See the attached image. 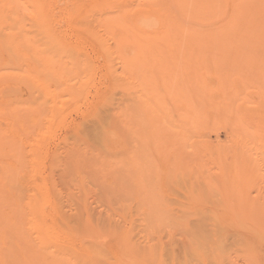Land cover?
I'll return each instance as SVG.
<instances>
[{
    "label": "rangeland",
    "instance_id": "rangeland-1",
    "mask_svg": "<svg viewBox=\"0 0 264 264\" xmlns=\"http://www.w3.org/2000/svg\"><path fill=\"white\" fill-rule=\"evenodd\" d=\"M108 1H110V0H57L58 6L56 9V14H55L56 18L53 20V24L59 30V36L61 38V41L67 47L69 46V47H72L74 49L79 47L83 54L85 53L88 55V57L92 63H79L78 67H77V72L74 73L73 75H69L68 78L66 77V74L61 75V77L65 80L62 82L64 86H62L61 88L68 86V85H70V86L74 85L73 91L72 90H66V92H65L66 95L62 98L64 100V102L62 104H59L60 105L59 110H61V112L58 116H56V119L51 120V118H49V120H47V122H45V124L42 127H40L39 131H41V132H39L38 134H35V135L31 136L30 138H28L27 141L24 143V145H22L25 148L24 150L25 151L27 150V152H25V158H27L29 160L33 157L32 152H31L32 151L31 147H33L35 145L37 146V148L35 150L42 155V156L38 157L39 160H41V164L38 163V165L41 166V167L38 166V168H37L38 174L39 175L41 174V177L44 176V178L47 179L48 183H50L49 185L51 187H53V188L56 187L55 191L57 192L56 194L58 196L64 195V197L63 196L62 197L64 199H66V197L72 193L75 196V199H74V196H72L70 199H74L73 200L74 202H78L79 205H77V206L80 207L79 199L77 200L76 197H79V196H77V194L78 195H79V193L81 194L80 199L82 198V200H80V201H82L81 202L82 209L80 208L75 212H76V214L79 211H81V213H82L81 216H80L81 213L78 214V217H83L82 221L79 220L82 225L79 224L77 219L76 220H77V223L80 225L79 227L82 228L81 231L83 232L84 235L82 234V237L80 236V234H81L80 228L75 226L77 223H76L75 219L73 217H70V216H69L71 218L70 220L75 221V222L73 221L74 222L73 226H75L76 229L79 228L78 231H80V232L71 230V229H73L72 225H62V227H61V225H55L54 230L57 232L60 231L59 233L61 235L64 234L63 236L58 235L61 240L58 239L59 237L58 238L57 237L47 238L46 236H49L50 232H46V230L42 229L39 225H29V226L28 225H22L23 227H21L19 225L18 226L17 225H11V227H10V225H7L8 230H9L8 234L11 233L12 230H10V229H12V228H14L13 232H14V230H15V232L20 231L21 229L23 230V232L21 231L22 236L20 234V236L22 238L17 236L18 234L13 233V232H12L10 237L8 235V239L11 240V241H8L9 253L12 254V252H10L12 250L17 251L16 252L17 255H15L16 259H14L15 261H13L14 264H19V263L21 264L22 260H25V261H23L22 264H28V263H30L29 259H31L32 257H33L32 261H34V262L30 263V264H39V263L41 264V261H43L42 263L45 264L44 260L46 261V264H49V263L53 264V262L55 263L57 261L55 260L53 262H50V260H52V259L49 257L50 255L47 258L48 254L46 251L45 252L47 255H44V257H46V259H44V257L41 256V255H43L42 253H43L44 249L45 250H47V249L51 250V248H53L51 250V253H55L58 256L59 253L62 252V250L60 249L62 247H64V248H62L63 252H64L62 254H64V255L61 254L58 257L68 256V257H64V258H66V259L68 258L69 261L72 262L71 264H78V263L80 264V262L82 260L84 262L86 261V263L81 262L83 264H92L95 261L97 263V260L99 261V264H121V262L123 264H124V262H125V264H127V263L132 264L136 260L138 261V264L139 263L140 264H147V262L151 263L152 260L155 261V258H158L157 260L160 261L161 264H169L168 260H166V259H170V256L167 257L165 255H169V254L172 255L174 251L178 252L180 249L179 245H177L178 244L177 242H179L178 241L179 235L176 234V235H178V237L175 235V239H174L173 234L170 232V230H168L170 227L169 225H168V229H167L166 225L164 226L165 228L163 227L166 231L160 225H152V226L149 225L150 227L148 228V233L152 232L153 237H156L158 241H156V238H153V237L152 238L155 241H153V239L151 240L150 238H148V236L149 237L151 236L148 233H147L148 235L146 234L147 236H145V233H144L145 231H142L143 233L140 232V233H142V235L140 233L138 234L139 229H143L144 227H145L144 229L147 228L146 225L145 226L143 225L144 226L143 228H142V225H120V226L119 225H111V226L109 225V223H112V219H113V217H112V219H110L108 217L109 209L110 210H112V209L117 210V209L121 208L120 207L121 205L126 204L127 202L128 203H137L139 198L144 197L143 196L144 193H143V191L140 192V189L141 188L145 189L144 186L146 185V183H148V185L146 186V189L148 187H150V185L152 184L150 182L152 176H154V178H155L154 180L157 181L156 183H154L155 181L153 180L154 181L153 184L155 185V187L156 186L160 187L159 188L160 192L157 191L158 188L156 187L157 190H155V191L157 193H155L154 189H152V190L148 191V195H146V196L148 198H151L152 200H150V201H152V203H153L154 202L153 197L151 194H150L151 195V197H150L149 193L154 192L155 193L154 195L158 194L157 197H159V199H161L162 198L161 196H163V199L166 201V203L170 204L172 207H174V208H172L170 205H167L165 203V201L164 202L162 201L164 205H162L160 203L162 205V207L159 208V209H161V213H160L161 215L164 212V210L167 209L166 211H171L170 214L172 213L171 215H173V213H174V216L177 218V216H176L177 214H179L181 211L186 210L189 207V206L186 207L185 203H187V205H190L189 202L192 201L191 200V194H193L195 196L198 195V197L200 196L201 198H204V200H206V198H207V197L203 196V195H205V192L202 195H200L198 193L195 194L196 191H195L194 187L198 184V182L203 184L201 181H197L198 179L195 178L196 179L195 180L196 185L194 186V184H193L194 182H190L189 178H187L186 181H185L184 177L182 178V176H179V175H178L179 177H177V178H173V179L169 178V173H171V171H170V168H171L170 167L171 166L170 161L171 160L164 162L165 158L163 156H162V158L158 159L157 160L158 162L157 161L156 162L159 164H157V163H156L157 165L155 164V166L159 167V169L161 170L160 171L157 168L159 170L158 173H157L156 168H155L156 170H154V168H152L153 165L151 167H150V165H148L150 162V156H152V155L155 156V154H154L155 151L152 149H151L152 150L151 151L150 148H152V145H153V149H154V147L157 145L156 143L159 142V141H157L156 143L154 142L156 140V138L154 141H151V139H152L151 138V135H152V132H151L152 127L151 126L154 125V127H153L154 128L153 129L154 130L153 131L154 136L152 135L153 139L155 136L157 137L156 133L158 135L160 134L164 140L171 142L173 144V146L175 147V150L179 151V149H178L179 146H182L181 149L184 150V151H182L183 156H186V157H188L189 155L192 156L193 155L192 149L191 148L186 149L184 147V143L187 140L183 139L182 137H184V133H186L187 134L186 137H189V138H191V140H193L196 135H192V133L187 132V131L176 132L177 129H175V127L179 126L178 124H179L180 119H178V118H179L180 114L178 115V113L176 114L174 111L179 112V106L177 104L179 102V100H178V102H176L177 101L176 96L184 98L187 95H191L190 87H198L201 85H207L206 88L209 91V95H208L209 99H208V102L206 104L204 102V105H206V107L204 106L205 107V108L203 107L204 111L203 112L201 111L203 113V115L207 112L208 113H207V115L205 114L203 117L201 116L200 123L204 122V123H202L204 126H205V123H207L206 125L209 126V128H210L209 138H210V140L213 141V142H211V144L213 143L216 146H221V145H217V144L221 143L222 141H223L222 143H224V142H227V144L232 143L231 141H233L232 140L233 136L229 133V131L232 130V129H230V127L232 128L234 126V125L232 126V119H234L233 123H235V124H236V122L237 123L239 122V121L235 122V120H240L241 122H245L242 125L241 129L239 130V135L242 134V136H248V134H251L255 137V135L252 133V131L249 132L250 129H252L249 114L251 112H254V111H260L261 113L264 114V0H175L174 6L172 7V5H168V8H167V12H168V15H169L170 21H171V26H169V29H166L167 35H166L165 42L162 43L164 35H160L159 33L154 34L151 37L154 39L153 42H150V43L148 42V44L146 45V47L143 50L144 52H146L148 54L147 56H149V57L153 56L156 58H159L160 51H161V54L165 57V62L169 63V64L162 66V68H154V69L151 68V65L147 66L148 67L147 69H145L144 66H143L144 68L142 67L143 69L140 67L142 70L140 71L139 75L137 74L138 75L137 78H136V76H134V79H129V77H127V76H126V78H124V76L127 74L124 73V75H123V73H120L122 71V69H121L122 63H119L118 60H116L115 63H105L104 54L101 53L100 51H98V47L96 45L89 43L86 33L83 32V30H82V24H83V20H84V18H83V6H81L82 8L80 9V11L76 12L75 15L73 14L74 8L78 4L90 3L91 5L102 4V6H103V4L107 3ZM135 1H143V0H135ZM145 1H151V0H145ZM60 7L65 8V10L62 13V16H60V18L58 19L57 16L60 15V11H59ZM15 11H16V15L19 19V22L20 23L22 22L24 24L25 28H29L30 22L32 21L33 18H31L27 14V11L24 8L17 7V8H15ZM110 40L112 43H114L113 38H111ZM66 62L67 63H60V64L59 63H38L36 66L37 68L35 69L38 71H34V72H31V71L25 72L24 67H23L24 63H0V143H3V142L5 143L6 141L11 142L12 141L11 134L13 133V140L15 141L14 143L18 147H20V143H21L19 141V135L21 132L20 124L23 120L22 119L23 114L20 110V101H21L22 94L20 93L18 86H20L21 81H23L25 79L24 75L26 74L27 78L37 79V78L41 77L47 81L54 82L52 80V77H51L52 72L47 71L46 69H49L50 67L61 65L65 68V70H70L75 65V63H71L70 58H67ZM31 65H33V64L31 63ZM139 65H136V67ZM111 66L112 67L115 66L114 70H116L120 74L117 77L120 80H122L121 82L118 79L116 80L117 77L114 78L116 82L119 81L121 83L120 86H117L118 85L117 83H119V82H117L116 83L117 85H116L112 81V78L110 76ZM135 71H136V69H135ZM117 72H116V74H118ZM163 75H166L168 77V79H167V77H165L166 78L165 79L163 77ZM128 80H130V81H128ZM114 85H116V86H114ZM54 88L55 87L52 86V89H54ZM152 90L153 91L156 90V92L158 93L156 96V99L158 100L159 103L164 105V107H162V110H160V111L166 113V111H168V109L170 108L171 109L170 113L172 111L171 114L174 113V115L177 118L174 115L173 116L168 115L169 111L166 114L163 113L165 115V117H164V115L160 114V112L154 113L155 115L152 112H150V113L148 112V107H147L148 106V99H149V103H150L152 100V96H151ZM131 93H132V95H131L132 97L130 98ZM179 97H178V99H179ZM132 98H133V101H132ZM191 100L195 101V98L191 97ZM126 102H128L129 104ZM126 104H128L129 107L131 106V108L134 106L131 109V111L133 110L132 112L134 114L132 116V118L134 117L133 118L134 120L132 119L133 122L136 121L135 120V118H136V119L145 123V127H144V125H142V123H140V121H136V123L134 124L135 133H134V131H132L133 134H135V135L129 134L132 132H128L127 131L128 129L126 130V134L128 132V134H127L128 136L131 135V136L135 137V138H131V140L133 139L132 141L133 142L135 141L136 144H134L132 141H129L128 140L129 138L125 139V137H127L126 134H124L125 136L123 135L124 138L120 137L121 136V135L119 136L120 132H118L119 134L116 135V137H114L111 142H108L109 143V146H108L109 151H103V150L97 149L98 147L93 146L92 148L95 147L96 150L94 148L90 152L89 149L88 150L84 149V151H83V149L82 150L80 149L78 151L79 152L78 156L73 155L72 157H69L70 153H67V147L69 145H73V144L78 146L79 141L81 140V137L83 140L85 139V137H83L84 135L82 136V134H83L82 130H84V128L87 129L85 124L88 125V122H90V121L92 123L93 118H96L98 120L97 114H95L96 112L98 113L101 110L103 111V109H106L105 111L108 110L109 117H110V119L112 118V120H111L110 124L109 123H107V124L111 125L110 129L112 131L116 132V130L126 129L125 125L122 126V124H120V122L116 119L118 112L122 108L120 106H122V105L124 106ZM124 108H126V107L124 106ZM164 108L166 109V111H164ZM237 108H238V110H237ZM149 111H151V110L149 109ZM205 111H207V112H205ZM246 112H248V113L246 114ZM158 113H159V115H158ZM153 115L155 116V119L157 121L156 126H155L156 121H154ZM161 115L163 117H161ZM113 117L115 118L114 120H113ZM207 117H209V119H207V121H206L205 119ZM96 119H94L93 121H95ZM172 119H174V120H172ZM176 119L178 120V122H176L177 121ZM159 120H160V122H159ZM170 120L173 121L172 123H175L174 126L172 124L170 125V123H171ZM219 121H223V123L220 124ZM148 122H150V124H152V125L150 126V124H147ZM82 125L83 126L85 125V127L83 128ZM88 126H90V125H88ZM150 129H151V131H150ZM211 130H212V132H211ZM122 132H124V130ZM122 132H121V134H122ZM204 132L205 133L203 136H205L207 134L206 131H204ZM261 135H262V133H261ZM125 140L126 141L128 140L129 141L128 145L130 144L129 147H132V149L127 148L128 150L130 149L131 151H133V149H134L133 146H135V145H136V150H137L135 153V157H134L135 161L133 162V164H135V168L133 167V169H132L133 170V172L131 174L132 177L128 178L129 173H126L124 171L126 169V167L124 169V166H126V164L124 166L123 165L120 166V169L118 168L119 164H118L117 168H115L117 163H115L116 165L114 164V168H113V165H109V166H111L110 168H112L113 170L116 169L115 172H117L119 170L121 171V169L123 167L124 170L122 169L123 172L122 171L121 172L123 173V175L126 173L127 176H124V177L121 176L122 174L119 171L120 177H121L120 179H122V177H123V182H124L125 181L124 178H126L128 183H126V181L124 183L120 182L122 180H120L119 178L118 179L120 181L119 180L117 181L118 176H116V175H119V173H116L115 175L111 174L112 169H110L108 165L107 166L109 169H106L104 167L106 165L101 167V165H103V164L100 161H98V163L95 162V163H97V165H94V166L92 165V166H93L94 170L98 168L97 172L98 171L101 172L100 176L101 177L103 176V178L105 177L103 179L105 181L102 182L101 177L100 176L97 177V175L99 173L97 174L96 170L94 171L95 173L93 172L94 174L92 173L94 176V178H93L92 174L90 173L93 171L92 170L93 168H91L92 167L91 164L94 163V160L95 161L97 160V157H101V156H99L100 154L98 155V152L99 151H101V153L104 152L102 154L103 155L102 158L106 154H108L107 152L111 153V156L108 155L110 158L111 157L114 158L115 156L118 158L117 154L119 152H121V153L118 155H121L122 153L124 154V152H125V151H123L126 149V145H127V142H125ZM218 141H219V143H218ZM150 142H152V143L154 142L155 146H154V143L150 145ZM131 145H133V146H131ZM215 145H213V146L216 147ZM252 145H255V149H252ZM227 146H229V145H227ZM246 146L247 147H245L244 150H246L247 152H250V151L254 152L258 149V151H257L258 155H261L262 160H263V165H264V133L261 137L258 138L256 136V138L249 141ZM88 148H90V147H88ZM92 148H90V149H92ZM80 151L84 152L85 154H83ZM28 152H30V153L28 154ZM113 152L115 154H113ZM128 152L129 151L125 152V154H127V156H128ZM209 153L210 152H206L207 155L204 154V157L206 155V160H207V157L210 156ZM94 156H96V157H94ZM90 157H92L93 159H90ZM121 157H123V156H121ZM125 157H126V155H125ZM94 158H96V159H94ZM25 160H24V162H25ZM29 160H27V161H29ZM70 160L74 161L72 163V165H74V163H76L75 165L77 166V167L75 165L72 166L73 170L70 169L71 165L67 164V162H69ZM91 160H93V162ZM165 160H167V159H165ZM226 160H227L226 164L228 165V168L231 169L233 162H232V158H231L230 154L227 156ZM185 161H187V160H185ZM188 162H190V164H188V165L192 169H194V167H200V166H196V163H198V162L193 161V159H192V161H188ZM207 162H208V160H207ZM17 163L19 164V162H17ZM203 163H205V162H203ZM25 164H28V165L26 166V168H27L26 170L23 167V174H24V172H26L25 173L26 176H24V178L27 177V179L30 180L29 177L32 174L31 171L33 170L32 169L33 167L30 166L29 162L28 163L25 162L24 165ZM106 164H111V163L107 162ZM67 165H70L69 166L70 168ZM235 165L236 164L233 165L234 168H235ZM243 165L245 166V164H243ZM66 166L70 170H68L66 168ZM127 166H129V165H127ZM204 166H206V168H212L213 170H210V171H212L213 173H215L217 170V167L215 168L214 167L215 165L212 166L211 162H209L208 164L205 163ZM28 167H29V169H28ZM130 167H132V166H130ZM148 167L152 168V172H150V168H148ZM168 167H170V168H168ZM218 168L220 169L219 166H218ZM85 169H86V171H84ZM134 169H135V171H134ZM148 169H149V172H147V174H149V176H146L147 174H145L146 173L145 170L148 171ZM214 169H215V171H214ZM29 170H30V172H29ZM74 170H75V172H74ZM81 170H83V172ZM128 171L130 172L131 170L129 169ZM163 171L167 172V173L162 174ZM70 172L71 173L73 172V173L69 174ZM78 172H80V173H78ZM102 172L107 173V175H104V173H102ZM155 172L157 173V176H155L156 175ZM217 172H218V170H217ZM20 173L21 172H20L19 166H14L11 164L5 165L3 158H1L0 179H4L5 181L8 182V184H4V188L0 190V193H2V194L7 193L10 185L17 182V180H20V178H19ZM139 173H142V174H139ZM78 174H80V175H78ZM82 174H84L87 177L84 178V175H82ZM95 174H97V175L95 176ZM81 175L84 179L81 177ZM165 175H167V177H168L167 179H166ZM88 176L90 179L88 178ZM113 176H115L116 179H112ZM133 176L135 177L134 179H133ZM139 176H140V178L142 177L146 181H148V178H149V181L145 183L143 180H141L142 178L141 179L139 178ZM72 177L73 178L76 177V179H77V180L75 179L76 182L79 181L80 190L78 189V187H76V186H75L76 188L74 187V185H78V183L74 184V185L71 184V182L76 183L74 181V179H72ZM95 177L98 179L95 180ZM36 178H40V176L36 177ZM53 178H55V179H53ZM78 178L79 179L81 178L83 181L81 179L78 180ZM137 178H139V179H137ZM185 178H186V176H185ZM254 178H255L254 179L255 181L253 182V184L248 185V190H250L249 193H251V195L258 194L259 195L258 199L260 201H264V177L255 176ZM27 179H24L25 180L24 183L26 185H32V181H27ZM99 179L102 182V186H103L104 190L108 187V185H110L111 187L115 186L116 187L115 190H119L120 188L117 187L116 185L120 186L122 184L121 188H124V191H126V192H124L125 193L124 194L123 192H121L123 190L120 189L118 193H120V194L122 193L121 195L124 197L125 200L122 199V196L120 194H118L117 191H115L113 189V187H112V189L114 190V193L116 192L118 195H116V194H114V196L111 194L110 195L113 196L115 199L117 198V200L119 202L117 200H115L114 198H111L109 194L108 195L106 194L109 192H105L103 190V188L100 189L102 186L100 188H98V186L101 185V182H99L100 185L97 183V181H99ZM135 179H137V180H135ZM39 180L40 179H38V181ZM53 180H55L54 183H53ZM93 180L95 182H93ZM113 180H115V181H113ZM128 180L130 182L131 181L132 182L129 183ZM89 181L93 182L92 184H93V186L95 185V189H96L97 185L94 183L98 184L97 189H96L97 193H98L99 189L103 190V192H105V194H103V195L109 196V199L111 198L110 200L113 199V201L115 200L116 202L111 201V203H110V201L108 202L109 199L107 198L108 199L107 202L102 203L103 205L101 204L102 206L105 205V207H107V209L106 208L103 209V207L100 206V204L98 207L97 206L98 204L95 201V199H97V201L99 200L98 203L102 202V199H101L103 196L102 191L101 192L99 191L100 192L99 195L100 196L102 195L101 197H98L97 195L94 196V194H96V190H94L95 191V193H94L93 192L94 188L92 187V185H89L86 183ZM137 181H138V183H140V181H141V183H142L141 185L143 187H141L140 184H137L138 186L140 185V187L138 188V186L136 185ZM191 181H194V180L191 179ZM69 182H70V184H69ZM81 182L86 183V185L83 183L85 185V188L83 187L84 185H82ZM111 182H113V184ZM185 182H186V184H185ZM28 183H30V184H28ZM125 183H126L127 187L124 186ZM157 183H159V184L161 183V185H159ZM170 183H171L172 188L170 187ZM182 183H184L185 185ZM103 184H107L106 185L107 187H104L105 185H103ZM143 184H145V185H143ZM153 184H152V187H150L149 189L153 188ZM162 184H164V185H162ZM87 185L89 187H87ZM180 185H181V187H180ZM192 185H193L194 189L192 188ZM90 186L92 187V190H91L92 193L90 192V189H91ZM164 186L165 187L167 186V188H165ZM173 186H174V188H173ZM184 186H186L189 191ZM62 187H63V190H62ZM86 187L89 188V191ZM57 188H59V189H57ZM66 188L68 190H70L71 192L70 191L67 192ZM128 188H130L129 190H131L133 192H135V189H136L137 193H139V194L137 195L136 192L134 194L130 192L131 195L130 194H128L129 196L126 195ZM184 188L187 191H185ZM109 189L111 190V188H108V190ZM168 189H169V191L166 192ZM57 190L58 191L60 190L59 191L60 194L61 193H64V194H62V195L58 194L59 192ZM113 190H111V191L113 192ZM78 191H80V192H78ZM88 192H89V194H88ZM112 192H110V193H112ZM162 192H163V194H162ZM165 192H166V194H165ZM67 193H69V194H67ZM184 194H185L186 198H184ZM115 195L117 197H115ZM132 195L133 196L135 195V196L133 197ZM58 196H56V198H55V195H54V199H56V202H57V199L61 203H63V201H64V203H65V204L63 203L64 205H62L58 202L60 204V206H62V208L67 209V206L70 207L71 204L73 205V203L71 202L72 200H67V203H66L65 202L66 200L63 199V201H62L61 197L59 199ZM89 196H92V197L89 198ZM131 196H132V198H131ZM87 197L89 200L87 199ZM95 197H98V198H95ZM125 197H127V198H125ZM188 197H190V198H188ZM104 198L105 197H103V199ZM118 198H121L122 200H120ZM90 199H93L94 202ZM159 199L157 198L156 202H158L157 200H159ZM185 199H187V201ZM189 199L191 201H188ZM87 200H88V202H90V201L93 202L91 205V211L90 212L87 210V209L90 210V204L87 205ZM130 200H134V201L132 202ZM208 200L209 199L207 198V201ZM183 202H184L185 206H184ZM68 203H69V205H67ZM107 203H108V205H107ZM109 203L111 205H113V203H114L115 206L114 205L111 206ZM176 203H179V205L178 204L176 205ZM202 203H195L194 204L195 208H193V209L189 208V210H195L196 208L200 207ZM74 205H73V207H74ZM86 205H87V208H86ZM95 205L97 206V208L92 207ZM155 205H157V204H155ZM77 206H75V207H77ZM168 206H170V208ZM176 206H178V208H176ZM75 207H74V209H75ZM113 207H115V208H113ZM155 207H157V206H155ZM203 207L205 208V205H202L200 207V209L201 208L203 209ZM71 208H72V206H71ZM94 208H96V209H94ZM72 209L68 208L67 210L69 213H72V212L75 213L74 209L73 210ZM100 209H102L103 211ZM177 209H178V211H177ZM98 210L102 211V213H104V215L102 213L101 214L103 216H101V214L98 215L100 212V211L98 212ZM174 210L176 212H174ZM106 212H108V213H106ZM90 213H91V215H93V214L95 215L92 217V220L94 223H97V222H99L100 224L101 223H103V224L107 223L108 226L105 225V227L107 229H105L103 227L104 225L103 226L102 225L96 226L98 228V232L101 231V232H103V234H105L106 232L108 234V232H109V235L107 236V238L109 236L110 237L108 239L106 238L107 241H105V238H104L106 235L104 236L102 233H100V232L98 233L97 230H94L95 227L91 228V225H88V227H87V225L85 227L83 226V224L86 223V215L90 214ZM167 213H165V214H167ZM76 214H74V215H76ZM174 216H171V217L175 218ZM67 217H68V214H67ZM78 217H76V218H78ZM101 217L103 220H105L104 217L106 218V220L109 218L110 221H108L109 220L108 219L107 220L108 222H106V220L104 222H102L99 220V218H101ZM114 217L116 218V216H114ZM168 217H170V216L168 215ZM96 220H97V222H96ZM63 226L65 228H63ZM67 226L69 228H71V227L72 228L67 229L68 228ZM99 226H100V229H99ZM115 226H116L117 231H114ZM118 226L121 227V230L119 229ZM135 226H137V227L139 226V227L137 228ZM140 226H141V228H140ZM257 226L258 227L246 226V227L239 229V231L243 235L246 236V237H244L246 239V242H250V243L252 241L258 242V244L256 245L257 251H255V252L245 253L246 250L244 249V247L241 244L245 240L241 239L240 241L236 242L234 240L233 236H231L232 237L231 239L229 238L227 240L228 243L226 244V247L232 256V259H236L238 261V264H245L241 260L242 258H245V257L250 259V260L252 258H255L256 264H264V237H263L264 225H257ZM85 228H86V230L91 231L93 233L92 236L90 235L91 232H90V234H88L89 233L88 231H87L88 233H84ZM90 228H91V230H90ZM125 228H127L129 231H126V230H125L126 232L124 230L122 231V229H125ZM133 228H136V229H133ZM76 229H74V230H76ZM132 229L135 231L137 230V231L135 232ZM111 230H112V232H114L113 233L114 238L110 235ZM33 231L35 233H37L38 236H36V234L33 233V235L31 234V236H32V238H31V236H29L30 234L28 235V233L29 232L32 233ZM118 231H120V233ZM139 231H141V230H139ZM76 232H77V236H78L77 238H75ZM115 232H117V235H118L117 238L115 236L116 235ZM121 232L122 233L124 232L123 236H122ZM128 232H130V234ZM163 232L166 233V235H164ZM127 233L129 235H126ZM132 233H135V234H132ZM169 233H171L173 236V237H171V234H170V240L171 241L173 238L172 242L169 240L171 243L168 241V238H169L168 234ZM235 233H237V232H235ZM99 234H101L102 237L104 238V239H101V240H103L102 242H100L102 244H100L98 242L99 239L102 238V237H100L101 235L99 236ZM120 234H121V237H120ZM135 235H136V237H135ZM15 236L18 237V239H17L18 241L20 240L19 238H21V240L18 242L16 240ZM51 236H56V235H51ZM98 236L100 238H98ZM127 236H129V238H128L129 240H127ZM143 236H145V238H143ZM146 237H147V241H146ZM161 237H163V238L161 239ZM23 238L24 239L28 238L31 241L27 240V243H26ZM62 238L65 240L64 242H62V240H63ZM82 238H84V239L82 240ZM89 238H90V240H89ZM132 238H134V239H132ZM139 238L141 240H139ZM159 238L161 240H159ZM14 239L17 243H14L15 242ZM32 239H33V241H32ZM36 239L40 240V242L38 240L36 241ZM66 239H68L69 241H67ZM87 239H88V241H87ZM119 239L121 240V242L124 241V239H126V241L122 242V244L124 243L122 246H121V243L119 242ZM148 239H150L151 241H149ZM56 240L59 243L56 242ZM59 240L62 243H60ZM84 240H86L87 242L86 241L83 242ZM90 241H92V243H93V241L98 242L99 244L96 243V245L93 243L94 246L96 248H99V249H100V247H103L104 252L107 251L110 254V257L106 255L107 253H104L103 251L99 250L101 252V255H102V257H100V259H99L98 257L101 256L100 252L95 247H93L97 250V251H95L96 253L99 252L98 253L99 255L94 256L96 254L95 252H93V254H92V251H94V250H91V248L89 250V247L92 246V245L91 246L89 245ZM127 241H129V242H127ZM28 242H31L30 245ZM33 242H35V243H33ZM36 242H39L40 244H37ZM75 242L77 244H75ZM81 242H82V244H84V243L88 244L89 247H87L88 245L86 246L87 248L85 247V245L82 246ZM150 242L151 243L155 242V246L157 245L158 248L157 247L156 248L158 250L155 249V246L153 245L154 243L151 244ZM156 242H157V244H156ZM158 242L160 244H162V246L164 248L165 247L167 248L169 246V249L161 248V246ZM167 242H169V245L167 244ZM163 243L167 244L168 246L167 245L165 246ZM175 243H177L175 245V246H177V248L170 246V245H174ZM22 244H24V245H22ZM25 244H28V245H25ZM36 244H37L36 248H37L38 252L36 251V248H35V251H34L35 253H33V252L29 253L30 251L34 250V247L36 246ZM74 244L76 247L73 246ZM127 244H128V247L132 244L133 245L135 244L136 246L132 245L133 247L130 246L128 248ZM150 244L153 245V247L151 249L154 248L153 253L155 254L154 256L152 255V257H153L152 259L150 257L151 255L148 256L149 254H152L151 251H150L151 253L148 252V250H151ZM39 245H40V249H41L40 252L38 249ZM54 246H55V248H54ZM56 246H59L58 247L59 249ZM139 246L141 247V249ZM144 246H146V248H144ZM66 247H68V249L69 248L71 249V251H70V249L67 250V254L65 251V249H67ZM135 247H137L136 250H135ZM17 248H19V251ZM170 248H172L173 251ZM27 249H29V250H27ZM145 249H146V252L149 254L146 255ZM26 250L28 252H26ZM60 250H61V252H60ZM111 250H114V252L112 253ZM140 250H141V252H140ZM156 250L159 252H161L162 250L165 252H167V251H169V252L168 253H165V252L162 253L163 252L162 251L161 253H159V252L155 253ZM142 251H143V253H142ZM68 252H74V253L76 252L77 255L76 254L73 255L72 253H68ZM102 252L104 253V256L106 255V257L108 259L107 258L105 259ZM19 253H21V254H19ZM37 253L39 256H37ZM39 253H41V254H39ZM13 254H15V252ZM33 254H35V255H33ZM78 254H80V256ZM81 254H83L84 257L86 256L85 260H84V257L81 256ZM112 254L113 255L115 254V256H113ZM156 254H158V255H156ZM162 254L165 256L164 258L162 256L163 259L160 257V255H162ZM18 255H19V257L22 255H24L25 257L22 256V259H19V257L18 258L16 257ZM26 255H27V257H26ZM28 255H30L29 257H31V258H29ZM52 255L55 256L54 254H51V256ZM136 255L138 256V258ZM75 256H77V257H75ZM91 256L94 259L93 258L89 259V258H91ZM124 256L126 257L125 260H127L128 256H129V258H131L130 260L132 263L128 262V261H130L129 259H128V261H125L123 259ZM144 256H145V258H144ZM82 257H83V259H82ZM134 257H136L137 259L133 260ZM36 258H38V259H36ZM53 258L55 259L57 257H53ZM64 258L63 259L60 258V260H62V262H63ZM86 258H88L89 261H91V260H95V261L88 262V260H86ZM95 258H97V259H95ZM143 258L146 261H144ZM147 258L150 259L151 261L150 260L148 261ZM48 259H50L49 263H48ZM71 259H72V261H71ZM109 259H110V261H109ZM17 260L19 263L17 262ZM35 260H36V262L38 260V262L36 263ZM66 261H68V260H66ZM119 261H120V263H119ZM154 261H153L154 264L160 263L158 261H155L156 262L155 263ZM164 261L166 263H163ZM60 263H58V264H60ZM63 264H64V262H63ZM65 264H70V263H65ZM231 264H234V262L232 261Z\"/></svg>",
    "mask_w": 264,
    "mask_h": 264
},
{
    "label": "bare ground",
    "instance_id": "bare-ground-1",
    "mask_svg": "<svg viewBox=\"0 0 264 264\" xmlns=\"http://www.w3.org/2000/svg\"><path fill=\"white\" fill-rule=\"evenodd\" d=\"M174 3H175V0H151V1H145V0H143V1L110 0L107 3L103 4V6H102V4L91 5L90 3L78 4L75 6L73 14L75 15L76 12L80 11V9L82 8L81 6H83V18H84V20H83V24H82V30H83V32L86 33L89 43L96 45L98 47V51H100L101 53L104 54L105 63H115V61L118 60L119 63H122V67H121L122 71L120 73H123V75H124V73L127 74L124 76V78H126V76H127V77H129V79H134V76H136V78H137L138 75L140 74V71L144 67H145V69H147L148 68L147 66L151 65V68L154 69V68H162V66L169 64V63L165 62V57L161 54V51H160L159 58H156L153 56H150V57L147 56L148 54L146 52H144L143 50L146 47V45L148 44V42L149 43L153 42L154 39L151 37L154 34L159 33L160 35H164L162 43L165 42L166 35H167L166 29H169V26H171V21H170V17L168 15V12H167V8H168V5H172V7H173ZM57 6H58L57 0H0V63H24L23 67H24L25 72L38 71V70H35L37 68L36 66L38 63H59V64L60 63H67L66 62L67 58H70L71 63H75L74 67L70 70H65V68L61 65L50 67L49 69H46L47 71L52 72L51 77H52V80L54 82L47 81L41 77H39L37 79L27 78V76L25 74L24 75L25 79L23 81H21L20 86H18V89H19L20 93L22 94L21 101H20V110L23 114V116H22L23 120L20 124V126H21V132L19 135V141L21 142L20 147H18L14 143L15 141L13 140V133L11 134V138H12L11 142L6 141L5 143L4 142L0 143V163H1V158H3L5 165L11 164L14 166H19V169L21 172L20 176H19L20 180H17V182L10 185L7 193H5V194L0 193V264H12L13 261H15L14 259H16L15 255H17V253H16L17 251L12 250V251H10V252H12V254L9 253L8 241H11V240L8 239V235H9V237L11 236L14 228L10 229L12 231H11V233L8 234L9 230H8L7 225H10V227H11V225H17V226L19 225L21 227H23L22 225H28V226L29 225H39L42 229L46 230V232H50L51 235H56V236H51L49 234V236H46L47 238H49V237H53V238L57 237L58 238L59 237L58 235H61L59 233L60 231L57 232L54 230L55 225H61V227H62V225H72L73 229H71L72 227L69 228L68 226H67L68 228L67 227L66 228L71 229L73 231H77V232H80L82 230V228L79 227L80 226L79 224H81L80 221L83 220V217H78V214H80L81 211L77 212V214L75 212L80 208L82 209V207H81L82 201H80V200H82V198L80 199L81 194L80 193H79V195L77 194V196H79V197H76L77 200L79 199L80 207L77 206V205H79L78 202L73 201L75 199V196L72 193H71L72 195L67 193V194H69L67 196L68 198L66 197V199H64L63 198L64 195H62L64 193L60 194V192H59L61 190L60 189L59 191L57 190L59 192L58 194L62 195L63 197L58 196L56 194L57 192L55 191L56 187H54V188L51 187L49 185L50 183H48L47 179L44 178V176L41 177V174L40 175L38 174V171H37L38 170L37 168L39 166L38 163L41 164V160H39L38 157H40L42 155L35 150L37 148V146L35 145V146L31 147V150H32L31 152L33 155V157L30 159L31 161L29 159L25 158V152H27V150L25 151L24 146H22V145H24V143L27 141L28 138H30L31 136L41 132V131H39L40 127H42L45 124V122H47V120H49V118H51V120L56 119V116H58L61 112V110H59L60 109L59 104H62L64 102V100L62 98L66 95L65 94L66 90H72L73 91L74 85L73 86L68 85V86L61 88L62 86H64L62 82L65 81L61 77V75L66 74V77L68 78L69 75H73L74 73L77 72V67H78L79 63H92L90 61L88 55L85 53L83 54L79 47L76 49L69 47V46L67 47L61 41V38L59 36V30L53 24V20L56 18L55 14H56ZM17 7L24 8L27 11V14L31 18H33L32 21L30 22L29 28H25L24 24L22 22L21 23L19 22V19L16 15V11H15V8H17ZM64 10H65V8L60 7V10H59L60 15L57 16L58 19L60 18V16H62V13L64 12ZM110 37L114 39V43L111 42ZM31 63L33 65H31ZM136 65H139V66L136 67ZM140 67L141 68L143 67V68L141 69ZM134 68L136 69L137 72L135 71ZM114 69H115V66L114 67L111 66L110 76L112 78L113 83L116 84L119 81L116 82L114 78L120 74H119V72H117ZM116 72L118 74H116ZM163 77L165 78L167 76L163 75ZM117 79L120 80L118 77L116 78V80ZM167 79H168V77H167ZM121 81L122 80H120V82ZM128 81H130V80H128ZM120 82L117 83L118 85L117 84L116 85L120 86V84H121ZM116 85H114V86H116ZM52 86L55 88L52 89ZM206 86L207 85H201L198 87H190L191 95H187L184 98L176 96L177 97L176 102H178V100H179V102L177 103L179 106V112L173 110L176 114L177 113H178V115L180 114V116L178 118V119H180L179 124H178L179 128L176 126L177 128L175 127V129H177V131L176 130L175 131L176 132L187 131V132L192 133V135H196L193 140H191V138H189V137H186L187 136L186 133H184V137H182L183 139L187 140L184 143V147L186 149L191 148L193 155L192 156L189 155L188 157L183 156L182 151H184V150L181 149L182 146H179V148H178L179 151L175 150V147L173 146V144L171 142L164 140L162 138V136L160 134L158 135L156 132L155 133H156L157 137L155 136L153 139V136H154L153 135L154 134L153 133V131H154L153 127H154V125L151 126L152 124H150V122H148L147 124H150V126L152 127V131L150 129V131L152 132V135H153V136L151 135V138H152L151 141H154L155 138H156V140L154 141L155 143L157 141H159L156 143L157 144L156 146H155V143L153 142L154 146H155L154 149H153V145H152V148H150V150L152 149L155 151L154 152L155 156H153L151 154L152 156H150V162L148 165H150V167L153 165L152 168H154V170H156L157 168L159 169V167H156L155 164L158 162L157 161L158 159L162 158V156L165 159H167V160L164 159V162L171 160L170 161L172 163V164L170 163L171 168L168 167V168H170V171H171V173H169V178L173 179V178H177L179 176H182V178L184 177L185 181L187 178H189L190 182H194L193 183L194 186L196 185L195 180L198 179L197 181H201L203 184L198 182V184L194 187L195 191H196L195 194L198 193V194L202 195L205 192V195H203V196L207 197L209 200L207 201V198H206V200H204V198H201L200 196L198 197V195L195 196V195L191 194V200L192 201L190 199L188 200V201H191V202H189L190 205H187V203H185L186 207H188V206L189 207L186 210L181 211L179 214H177L176 215L177 218L174 216V213H173V215H171L172 213L170 214L171 211H166L167 209L164 210V212L161 215L160 214L161 209H159V208L162 207V205H164L163 202L165 200L163 199V196H161L162 198L159 199V197H157L158 194L154 195L155 193H157L155 191V190H157V188H158L157 191L160 192V189H159L160 187L156 186L157 187L156 188L155 185L153 184V182L155 181L154 176H152L151 180H150V182L153 184V188H151V189H149L150 187H152L151 183H150L151 184L150 187H148L146 189V186L148 185V183H146V182L149 181V178L147 177L148 181H146L142 177H141L142 178L141 179L139 176V178L146 183V185L145 184H143V185H145L144 188L147 191L143 188L140 189V192L143 191L144 194L143 193L142 194L144 197L139 198L137 203H128L127 202L126 204L121 205L120 206L121 208H119L117 210L116 209H112V210L109 209L108 217L110 219H112V217H113L112 223H109L110 226L111 225H119V226L120 225H142V228H143L146 225L147 228L144 229L145 228L144 227L143 229H139L141 231L138 230V234L142 231H145L144 232L145 236L150 234L151 236L150 237L148 236V238H150L151 240L153 238H156V237H153L152 232L148 233V228L150 226L160 225L163 228L166 225L167 229H168V225H169L170 227L168 230H170V232L173 234L174 237L172 236L171 233H169L168 234L169 238L167 237L168 241L170 240V234H171V237H173L174 239H175L176 234L179 235V239H178L179 242H177L178 244L175 243L174 245H170V246L177 248V246H175L177 244L180 247V249L178 248L179 249L178 252L174 251L172 255L171 254L165 255L167 257L170 256V259H166V260H168L169 264H231L232 261L234 262V264H238V261L236 259H232V256L226 247V244L228 243L227 240L229 238L231 239L232 238L231 236L234 237V240L236 242L240 241L241 239L245 240V241H243V243H241L242 246L244 247V249L246 250L245 253L255 252V251H257L256 245L258 244V242H255V241H252L251 243L246 242V239L244 238L246 236L243 235L239 231V229L246 227V226L258 227L257 225H264V201H260L258 199V196H259L258 194L251 195V193H249L250 190H248V185L253 184V182L255 181L254 180L255 176L264 177L263 160H262L261 155H258V152H257L258 149L254 152H252V151L247 152L246 150H244V148L247 147L246 145L249 141L256 138V136L259 138L263 135V133H264V114L261 113L260 111H254V112H251L249 114L251 127H252V129H250L249 132L252 131V133L255 135V137L251 134H248V136H242V134H240L241 135L240 136L239 130L241 129L242 125L245 122H241L240 120H235V122L239 121L238 123L236 122V124H235V123H233L234 119H232V126L233 125L234 126L232 128L230 127V129H232V130L229 131V133L233 136V138H232L233 141H231L232 143L227 144V142L222 143L223 142L222 141L221 142L223 144L222 145L218 141L219 144H217V143L216 144L221 145V146H216L213 143L211 144V142H213V141L210 140V138H209V136H210L209 126L206 125L207 123H205V126L202 124L204 122L200 123L201 116L203 117L205 114L207 115V113H208L207 111H205L207 113H205L204 115L202 113L204 111L203 107L204 106L206 107V105H204V102L206 104L208 102V99H209V97H208L209 91L207 90ZM153 90L151 92L152 100L150 103H149V99H148V106H147L148 112L149 113L152 112L153 114L156 112H160V114L164 115V114L168 113V111H169L168 115L173 116L174 113L171 114L172 111L170 113V110H171L170 108L169 109L167 108L168 111H166V109L164 108V111H166V113L160 111V110H162V107H164V105L158 102V100L156 99V96L158 93L156 92V90L155 91H153ZM131 95H132V93L130 94V98L132 97ZM178 97H179V99H178ZM191 97L195 98V101H192ZM132 101H133V98H132ZM126 103H128V102H126ZM128 104L124 105L126 108H124L123 105L120 106L122 108L121 109L119 108L120 111L118 112V114L116 116V119L120 122V124H122V126L125 125V127H126V129H123L124 132H122L123 130H116L115 129L117 132L116 133L115 131H112L110 129L111 125H109V124L111 123L112 118L110 119L108 110L105 111L106 109H103V111L101 110L98 113L96 112L95 114H97L98 120L96 118H93V120L94 119H96V120L95 121L92 120V123H91V121L88 122V125H90V126L85 124L87 129L84 128L85 125L84 126L82 125L84 128V130H82L83 131L82 136L84 135L83 137H85V139L83 140L81 137V140L79 141L78 146L73 144V145H69L67 147V153H70L69 157H72L73 155L78 156V154H79L78 151L80 149L81 150L83 149V151H84V149H87V150L89 149L91 152L95 148V147L92 148L93 146H96V147H98L97 149H100L103 151H109L108 150V146H109L108 142H111L112 139L114 137H116V135L119 134L118 132H120L119 136L121 135L120 137L124 138V136H125L124 134H126L127 129H128L127 130L128 132L134 131V124L136 123V121H140V120L135 118L136 121L133 122L134 117L132 118V116L134 114L132 112L133 110L131 111V109L134 106L131 108V106L129 107ZM149 109L151 111H149ZM237 110H238V108H237ZM247 113L248 112H246V114ZM158 115H159V113H158ZM162 115H161V117H163ZM164 117H165V115H164ZM114 119L115 118L113 117V120ZM207 119H209V117H207L205 120L207 121ZM160 120H159V122H160ZM172 120H174V119H172ZM172 120H170L171 123L170 122L169 123H170V125L172 124L174 126L175 123H172L173 122ZM154 121H156L155 116H154ZM93 122L94 123L96 122V123L94 124ZM176 122H178V120ZM107 123H109V124H107ZM140 123H142V125H144V127H145L144 122L140 121ZM219 123L222 124L223 121H219ZM156 124H157V121L155 122V126H156ZM204 131L207 132V134L205 136H203L205 133ZM121 132H122V134H121ZM128 132H127V134H128ZM211 132H212V130H211ZM134 133H135V131H134ZM261 133H262V135H261ZM127 134H126L127 137H125V139L129 138L128 140L132 141L133 139L131 140V138H135V137L131 136L133 134V132L129 133V134H131L129 136ZM133 135H135V134H133ZM128 140L127 141L125 140V142H127V145L129 142ZM133 143L136 144L135 141ZM153 143L150 142V145ZM226 144L229 146H227ZM127 145H126V149L123 151H125V152L129 151L128 156H127V154H125V152H124V154L122 153L121 155H118L121 153V152H119L117 154L118 158L120 157L119 159L116 156L115 157L113 156L114 158L111 157L112 158L111 159L109 157V156H111V153L107 152L108 154H106L102 158V156H103L102 154L104 152L101 153V151H99L98 155L100 154L99 156H101V157H97V160L96 161L94 160V163H92L91 166L97 165L98 161H100L103 164V165H101V167H103L104 165H106V166L107 165L108 166L113 165V168H114V164L117 163V165L115 164L116 165L115 168H117V166L119 164L118 168L120 169V166H122V165L124 166L126 164V166H124V169H125V167H126V169L124 170L123 167H122V169L126 173H129L128 178L132 177L131 176V174L133 172L132 169H133V167L135 168V164H133V162L135 161L134 157H135V153L137 150H136V145L135 146L131 145L134 147L133 151L130 150V149H132V147H129L130 144L128 146ZM213 145H215L216 147H214ZM88 147H90L92 149H90ZM127 148H130V149L128 150ZM252 149H255V145H252ZM95 150H96V148H95ZM80 152H82V151H80ZM206 152H210L209 154L212 157V158L210 156L207 157L208 162L206 160V155H207ZM29 153L30 152H28V154ZM82 153L85 154L84 152H82ZM113 154H115V153L113 152ZM204 154H206L205 157H204ZM229 154L232 158V162L234 164H236L235 168H234V166H233L234 164L232 162H231L232 163L231 169L228 168V165L226 164V161H227L226 158ZM125 155L127 158L125 157ZM96 156H94V157H96ZM121 156H123V157H121ZM98 158L99 159L101 158V159L99 160ZM90 159H93V158L90 157ZM94 159H96V158H94ZM192 159H193V161L198 162V163H196V166H200V167H194V169H192L188 165V164H190V162H188V161H192ZM24 160L27 163L29 162L30 166L33 167V168L31 167L33 170L31 171L32 174L29 177L30 180H28L27 177L24 178V176H26L25 175L26 172H24V174H23V167L26 170L27 169L26 166L28 165V164L24 165V163H25ZM27 160H29V161H27ZM185 160H187V161H185ZM70 161L67 162V164H70L71 168L69 167L70 165H67V166L71 170H73L72 166H74L76 163H74V165H72V163L74 161L73 160H70ZM91 161L93 162V160H91ZM17 162H19V164ZM95 162H97V163H95ZM107 162L111 163V164H106ZM203 162H205L206 164L211 162L212 166L215 165L214 167L215 168L217 167L218 172L216 170V172L213 173L212 171H210L213 169L212 168H206V166H204L205 163H203ZM157 164H159V163H157ZM243 164H245V166ZM127 165H129V166H127ZM67 166H66V168H67ZM93 166L91 168H93ZM106 166H104L106 169H109L111 167V166H109V168H108V166L107 167ZM130 166H132V167H130ZM218 166L220 167V169L218 168ZM29 167H28V169H29ZM39 167H41V166H39ZM150 167H148V168H150ZM69 168H67V169L70 170ZM152 168H150V172H152ZM97 169H95L96 173L97 174L99 173V174L98 175L95 174V176L97 175V177H98V176H100L101 172L100 171L97 172ZM110 169H112V168H110ZM122 169H121V171H122ZM129 169L131 170L130 172L128 171ZM158 169H157V173L160 170V169L159 170ZM92 170H91L92 172H90L91 174L95 171L94 168ZM115 170L112 169L111 174L115 175L116 173H119V171H120L119 170V171L115 172ZM81 171L83 172V170H81ZM84 171H86V169ZM121 171H120V173L122 174L121 176H123V177L127 176V174L125 172L124 173L126 175L125 174L123 175V173H122L123 171L122 172ZM134 171H135V169H134ZM145 171H146L145 174H147V172H149V169H148V171L147 170H145ZM214 171H215V169H214ZM29 172H30V170H29ZM74 172H75V170H74ZM72 173L70 172L69 174H72ZM78 173H80V172H78ZM102 173H104V172H102ZM120 173H119V175H116V176H118L117 181L121 178ZM157 173H156V175L155 174L154 175L157 176ZM163 173H167V172L163 171L162 174ZM93 174H92V177L94 178ZM139 174H142V173H139ZM78 175H80V174H78ZM82 175H84V174H82ZM82 175H81V177H82ZM104 175H107V173H104ZM39 176H40V178H36ZM134 176H133V179L135 178ZM146 176H149V174H147ZM185 176H186V178H185ZM85 177H87V176L84 175V178ZM113 177H112V179H116L115 176H113ZM123 177H122V179H120L122 181H120V180L119 181L122 183H124L126 181V183H128L126 178H124L125 181L123 182ZM165 177H166V179L168 178L167 175H165ZM88 178H89V176H88ZM104 178H103V176L101 177L102 182L105 181V180H103ZM139 178H137V179H139ZM24 179H27V181H32V185H26L24 183V181H25ZM38 179H40V180L38 181ZM53 179H55V178H53ZM72 179H74L75 182L77 180L76 177H74V178L72 177ZM80 179L78 178V180H80ZM97 179L98 178L95 177V180H97ZM137 179H135V180H137ZM191 179L194 181H191ZM54 181L55 180H53V183H54ZM113 181H115V180H113ZM93 182H95V181L93 180ZM93 182L89 181L86 183L89 185H92V187L94 188L93 192L95 193L94 190L97 189V186H98L99 182H101V181L99 179V181H97L98 184L94 183L97 185L96 189H95V185L93 186V184H92ZM102 182H101V185L99 184L100 186H98V188H100L102 186ZM131 182L129 181V183H131ZM156 182L157 181H155L154 183H156ZM77 183H78V185H74ZM83 183H82V185H84V184L86 185V183H84V184ZM111 183L113 184V182H111ZM126 183L124 184V186L127 187ZM161 183L160 184L157 183V184L161 185ZM4 184H8V182L5 181L4 179H0V190L4 188ZM28 184H30V183H28ZM69 184H70V182H69ZM71 184H73L74 187L75 186L78 187V189L80 190L79 181H77L76 183L71 182ZM137 184L141 185L142 183H141V181H140V183H138V181H137L136 185ZM182 184H184V183H182ZM185 184H186V182H185ZM85 185L83 186L84 188H85ZM103 185H105L104 187H107L106 186L107 184H103ZM121 185L120 186L116 185V186L123 190L121 192H123V193L126 192V191H124V188H121L122 187ZM140 185L139 186L137 185L138 188L140 187ZM162 185H164V184H162ZM181 185H180V187H181ZM109 186L110 185H108V187L105 190H104L103 186L100 189L103 188V190L105 192H109V193H106L107 195L111 194L114 196V194H116V195L120 194V193H118L120 189L115 190L116 187L112 186L113 189L115 191H117V193H118L117 194L116 192L114 193V190L112 189V187L111 186L109 187ZM174 186H173V188H174ZM87 187H89V186L87 185ZM92 187L90 186V188H91L90 192L92 190ZM141 187H143V186L141 185ZM170 187H171V183H170ZM184 187H186V186H184ZM108 188H111V190H113V192L110 189L108 190ZM165 188H167V186ZM192 188H193V185H192ZM57 189H59V188H57ZM87 189L89 191V188H87ZM100 189H99V191L100 192L102 191V195L105 194V192H103V190H100ZM129 189L130 188H128L126 195L130 194V192L133 194L135 192L137 193L136 189H135V192H133ZM152 189H154L155 193L152 192L153 194L149 193V195L150 194L152 195L153 200H154L153 203H152V201H150L152 199L148 198L146 196V195H148V191L152 190ZM186 189H187V187H186ZM186 189L184 188L185 191L188 190V189L187 190ZM62 190H63V187H62ZM68 191H70V190L67 189V192ZM99 191L97 193V190H96V194H94V196L97 195L98 197H101L102 195L101 196L99 195V193H100ZM168 191H169V189L166 192H168ZM78 192H80V191H78ZM110 192H112V193H110ZM166 192H165V194H166ZM88 194H89V192H88ZM138 194L139 193H137V195ZM162 194H163V192H162ZM54 195H55V198H56V196H58L59 199L61 197L62 201H63V199L66 200L65 201L66 203H67V200H72L71 202L73 203V205L75 204L74 207L75 206H77V207H75V209H74L73 205L70 203L71 205H70V207L67 206V209L73 208L75 213H73V212L69 213L66 208L65 209L67 211L64 208H62V206H60V204L64 205L65 204L64 201H63L64 204L59 202L58 199L56 202V199H54ZM111 195H110V197L114 198ZM116 195H115V197H117ZM151 195H150V197H151ZM72 196H74V199H70ZM132 196H131V198H132ZM91 197L92 196H89V198H91ZM98 197H95V198H98ZM103 197H105V198L103 199ZM107 198L109 199V196L103 195L101 198L102 199L101 203H98L99 200L97 201V199H95V201L98 204L97 206L99 207V204H100V206H102L103 205L102 203H104V202L106 203L108 200ZM125 198H127V197H125ZM157 198L159 199V200H157L158 202H156ZM184 198H186L185 194H184ZM188 198H190V197H188ZM87 199H88V197H87ZM110 199L108 200V202L110 201V203H111V201L116 202L115 200H117V198L116 199L114 198L115 199L114 201H113V199L112 200H110ZM118 199L122 200V199H124V197L122 196V199L121 198H118ZM187 199H185V200L187 201ZM88 200H87V205L90 204V210L89 209H87V210L90 212L91 211V205L94 201H93V199H90L93 202L92 201L88 202ZM130 201L133 202L134 200H130ZM194 202L195 203H202L203 202L201 204V206L205 205V208L203 207V209L202 208L200 209L201 206L198 207L196 205L198 208H196L195 210H189V208H191V209L195 208ZM154 203L157 205H155ZM165 203H166V201H165ZM177 204L179 205V203H176V205ZM183 204H184V202H183ZM185 204H184V206H185ZM67 205H69V203ZM87 205H86V208H87ZM107 205H108V203H107ZM113 205H114V203H113ZM113 205H111V206H113ZM167 205H170V204H167ZM71 206H72V208H71ZM97 206L95 205L92 207L97 208ZM155 206H157V207H155ZM170 206H168V207L170 208ZM102 207H103V209L104 208L107 209V207H105V205ZM96 208H94V209H96ZM113 208H115V207H113ZM172 208H174V207H172ZM176 208H178V206H176ZM100 210H102V209H100ZM100 210H98V212ZM102 211H100L98 215H100L102 213ZM177 211H178V209H177ZM174 212H176V211L174 210ZM106 213H108V212H106ZM165 213H167V214H165ZM67 214H68V217H67ZM74 214H76V215H74ZM94 214L91 215V213H90V214L86 215V223L83 224V226L85 227L87 225V227H88V225H91V228L95 227L94 230H97V232H98V228L96 226H98V225H102V226L104 225L103 227L105 229H107L105 227V225H107V223H105V224L101 223L100 224L99 222H97V220H96L97 223L93 222L92 217L95 216ZM102 214L104 215V213H102ZM102 214H101V216H103ZM81 215H82V213L80 214V216ZM168 215L170 217L174 216L175 218H173V217L170 218V217H168ZM69 216L73 217L75 219L76 223L78 220L79 224L77 223L75 226L79 227L80 231H78L79 228L76 229V227L73 226L75 221L74 220L71 221L70 220L71 218ZM114 216H116V218ZM76 217H78V218H76ZM105 217H104V219L106 220ZM101 219H102V217L99 218V220L102 222L105 221V220H103V219L101 220ZM110 219L108 221H110ZM107 220H106V222H108ZM135 227H137V226H135ZM63 228H65V227L63 226ZM91 228H90V230H91ZM140 228H141V226H140ZM74 229H76V230H74ZM99 229H100V226H99ZM119 229L121 230V227H119ZM133 229H136V228H133ZM123 230L129 231L127 228L122 229V231ZM21 231L23 232L22 229L20 231H17V232H15V230H14L13 233L18 234L17 236L21 237L22 236ZM34 231L32 233H30V232L29 233L27 232V233H28V235L30 234L29 236H31V234L33 235V233H35ZM87 231L88 230H86V228H85L84 233L89 232L88 234H90L91 231H88V232ZM114 231H117L116 226H115ZM133 231H135V230H133ZM77 232H76L75 238L78 237ZM99 232L103 234V232H101V231H99ZM118 232L120 233V231H118ZM235 232H237V233H235ZM80 233H81L80 236L82 237L83 232L81 231ZM110 233H111L110 235L114 238V235H113L114 232H112V230H111ZM115 233H116L115 236L117 238V236H118L117 232H115ZM123 233L121 232L122 236H123ZM128 233L130 234V232H128ZM128 233L126 235H129ZM142 233H140V234L142 235ZM20 234H21V236H20ZM35 234H36V236H38L37 233H35ZM92 234L93 233L91 232L90 235L92 236ZM121 234H120V237H121ZM132 234H135V233H132ZM163 234L166 235V233H164V232H163ZM63 235L64 234H62L61 236H63ZM100 235L101 234H99V236ZM103 235L104 236L106 235L104 238H105V241H107L106 238L109 235V232H108V234L106 232ZM136 235H135V237H136ZM178 235H176V236L178 237ZM99 236H98V238L102 237V235L100 237ZM145 236H143V238H145ZM163 237H161V239ZM263 237H264V235H263ZM15 238H16V240L18 239V237H16V236H15ZM21 238H19V239L21 240ZM31 238H32V236H31ZM84 238H82V240ZM104 238L103 237L100 238L98 242L99 243L102 242L103 240H101V239H104ZM128 238H129V236H127V240H129ZM173 238H172V241H173ZM38 239H36V241ZM58 239H60V237ZM132 239H134V238H132ZM150 239H148V240L151 241ZM161 239L159 238V240H161ZM24 240L27 243V240L29 241L30 239L27 238ZM66 240L69 241L68 239H66ZM89 240H90V238H89ZM139 240H141V239L139 238ZM14 241H15V239H14ZM32 241H33V239H32ZM38 241L40 242V240H38ZM64 241L65 240L63 239L62 242H64ZM85 241L86 240H84L83 242H85ZM87 241H88V239H87ZM96 241L95 242L93 241V243L95 245H96V243H98ZM124 241H126V239H124ZM124 241H122V242H124ZM146 241H147V237H146ZM153 241H155V240L153 239ZM156 241H158L157 238H156ZM39 242H36V243L40 244ZM56 242H58V241L56 240ZM62 242L60 241V243H62ZM119 242L121 243V246L124 244V243L122 244L120 239H119ZM127 242H129V241H127ZM169 242H167L168 245H169ZM14 243H17V242L15 241ZM28 243L30 245L31 242H28ZM33 243H35V242H33ZM93 243H92V241H90L89 245L90 246L92 245L91 247H89V245L86 243L82 244V242H81V245L82 246L85 245V247L88 245L87 247H89V250H90V248H91V250H94V251H92V254H93V252H95L97 250L98 251L101 250L104 252L103 247H100V249L96 248ZM153 243H151V244H153L155 246V242H153ZM37 244H36V246L34 245L35 246L34 250L30 251L29 253H31V252L35 253L34 251H35V248L37 247ZM75 244H77V243L75 242ZM75 244L73 245L74 247H76ZM100 244H102V243H100ZM156 244H157V242H156ZM167 244H164V245L166 246ZM22 245H24V244H22ZM25 245H28V244H25ZM132 245H130V246L133 247L135 244L133 246ZM153 245H151L150 249L153 247ZM160 246H161V248H164L162 246V244H160ZM56 247L58 248L59 246H56ZM93 247H95L97 250ZM127 247H128V244H127ZM137 247H135V250ZM156 247H157V245L155 246V249L158 248V247L157 248ZM54 248H55V246H54ZM62 248H64V247H62ZM62 248H60L62 250V252L60 250L61 253H59V255L64 253ZM66 248L67 249H65V251L67 254V250H69L70 248L69 249H68V247H66ZM144 248H146V246H144ZM17 249L19 251V248H17ZM38 249L40 252L41 251L40 245H39ZM52 249L53 248H51V250ZM140 249H141V247H140ZM153 249L148 250V252L149 253L152 252V254L147 253L146 249H145L146 255L147 254H149L148 256L151 255L150 256L151 259L153 258L152 255L153 256L155 255L153 253V251H154ZM166 249H169V246ZM170 249L173 251L172 248H170ZM27 250H29V249H27ZM27 250H26V252H28ZM51 250H48V249L47 250L44 249V251L42 250L43 255H41V256L44 257V255L48 254L47 258L50 255L49 257L52 259V260L48 259V263H49V260H50V262H53L56 260L58 263L61 262L60 264H63V262H64V264L65 263H70V264L72 263L69 261L68 258L67 259L64 258V257H68V256L58 257L59 255L57 256V254L51 253ZM157 250L155 251V253L159 252ZM36 251H37V248H36ZM45 251L47 252V254ZM70 251H71V249H70ZM111 251H112V253L114 252V250H111ZM143 251H142V253H143ZM14 252H15V254H13ZM99 252H97V253L95 252L96 254L94 253L95 254L94 256L99 255L98 254ZM103 252H102L103 256H104V253H107L106 255L110 257V254L107 251L104 253ZM140 252H141V250H140ZM161 252H159V253H161ZM164 252L165 251H163L162 253H164ZM168 252L169 251H167L165 253H168ZM50 253L54 254L55 256H53V255L51 256ZM68 253H72L73 255L74 254L77 255L76 252L75 253L74 252H68ZM19 254H21V253H19ZM39 254H41V253H39ZM30 255H28V257ZM33 255H35V254H33ZM62 255H64V254H62ZM78 255L80 256V254H78ZM100 255H101V252H100ZM106 255L104 256L105 259L107 258ZM156 255H158V254H156ZM22 256H24V255H22ZM22 256L19 257V255H18L16 257L17 258L19 257V259H22ZM37 256H39L38 253H37ZM81 256H83V254H81ZM113 256H115V254ZM162 256H163V258L165 257L163 254L160 255L161 258H162ZM26 257H27V255H26ZM53 257H57V258L54 259ZM75 257H77V256H75ZM83 257H82V259H83ZM85 257H84V260H85ZM100 257H102V255L99 256L98 258L100 259ZM124 257H123V259L125 260L126 257L125 258ZM29 258H31V257H29ZM32 258L29 259L30 263L34 262V261H32ZM38 258H36V259H38ZM60 258L61 259L64 258V260L66 259L68 261L63 260V262H62V260H60ZM92 258L93 257L91 256V258H89V259H92ZM137 258H138V256H137ZM137 258L134 257L133 260H136ZM144 258H145V256H144ZM144 258H143V260H144ZM44 259H46V257H44ZM72 259H71V261H72ZM95 259H97V258H95ZM128 259L130 260L131 258H129V256H128ZM128 259L125 261H128ZM157 259L158 258H155V261H158ZM86 260H88V258H86ZM147 260L149 261L150 259L147 258ZM241 260L245 264H256L255 258H252L250 260V259L245 257V258H242ZM23 261H25V260H22V263H23ZM93 261H95V260H91V261L88 260V262H93ZM109 261H110V259H109ZM120 261H119V263H120ZM144 261H146V260H144ZM153 261L154 260H152V262H151L152 264H154ZM165 261L163 263H166ZM17 262H18V260H17ZM35 262H36V260H35ZM37 262H38V260H37ZM42 262L43 261H41V264H43ZM44 262L46 264L45 260H44ZM57 262H55V263L53 262V264H56ZM81 262L86 263V261L84 262L83 260ZM81 262H80V264H83ZM128 262L132 263L131 260ZM158 262H160V261H158ZM30 263H28V264H30ZM95 263H96V261L92 264H95ZM97 263L99 264L98 260H97ZM134 263L138 264V261L136 260L132 264H134ZM148 263L149 262H147V264ZM151 263H149V264H151ZM121 264H123V263L121 262ZM124 264H125V262H124ZM159 264H161V262Z\"/></svg>",
    "mask_w": 264,
    "mask_h": 264
}]
</instances>
